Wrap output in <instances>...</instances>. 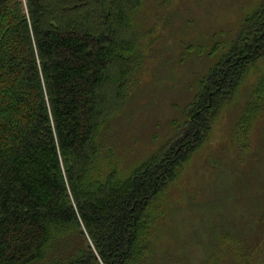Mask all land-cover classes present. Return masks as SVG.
<instances>
[{"label":"trees","instance_id":"1","mask_svg":"<svg viewBox=\"0 0 264 264\" xmlns=\"http://www.w3.org/2000/svg\"><path fill=\"white\" fill-rule=\"evenodd\" d=\"M144 4L0 0V264H264V189L249 233L200 241L199 255L170 232L196 201L166 200L259 71L227 139L241 165L236 180L254 177L247 159L264 156V0L200 80L186 119L123 175L102 137L146 69ZM215 188L207 195L217 197ZM172 236L173 249L160 250Z\"/></svg>","mask_w":264,"mask_h":264},{"label":"rangeland","instance_id":"2","mask_svg":"<svg viewBox=\"0 0 264 264\" xmlns=\"http://www.w3.org/2000/svg\"><path fill=\"white\" fill-rule=\"evenodd\" d=\"M158 1L161 3L155 5V0H145L137 15V20L143 21L142 31L146 32L142 40L147 52L146 69L125 109L105 126L102 137L106 146H116L123 175L164 143L173 133L175 120L186 119L185 107L197 93L200 80L226 51L235 30L261 0ZM258 72L246 79L244 97L256 82ZM242 92L224 108L211 141L196 153L167 193L166 200L170 203L188 198L196 201L173 216L170 232H180L177 240H186L197 255L201 249L195 244L200 241L229 242L237 232L249 233L253 226L249 216L258 214V204L263 200L264 156L247 159V164H252L249 169L255 167L253 178L236 180L235 164L239 168L241 165L234 147L228 143L230 127L244 102ZM210 150L216 156L213 157L216 167L207 162ZM208 184L216 187L217 197L207 195ZM218 198L219 210L214 207ZM165 241L160 250L173 249V236Z\"/></svg>","mask_w":264,"mask_h":264}]
</instances>
